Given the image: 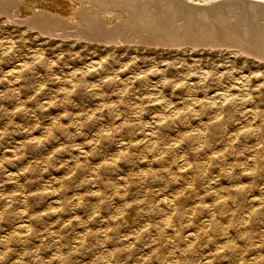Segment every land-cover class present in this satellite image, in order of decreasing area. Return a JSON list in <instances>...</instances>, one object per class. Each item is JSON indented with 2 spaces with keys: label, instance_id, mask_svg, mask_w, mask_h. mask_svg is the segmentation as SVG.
<instances>
[{
  "label": "clouds",
  "instance_id": "9594fccd",
  "mask_svg": "<svg viewBox=\"0 0 264 264\" xmlns=\"http://www.w3.org/2000/svg\"><path fill=\"white\" fill-rule=\"evenodd\" d=\"M43 3L0 19V264H264V54L215 43L206 11L199 35L158 38L146 4L143 35L93 38L84 10L111 30L136 0Z\"/></svg>",
  "mask_w": 264,
  "mask_h": 264
},
{
  "label": "bare ground",
  "instance_id": "6f19581e",
  "mask_svg": "<svg viewBox=\"0 0 264 264\" xmlns=\"http://www.w3.org/2000/svg\"><path fill=\"white\" fill-rule=\"evenodd\" d=\"M231 1H229L230 3H223L222 8L224 9L226 5L234 3L235 5H238V7H241L243 9V12L241 9V13H239L238 20L232 22L231 24L223 23L225 22V20L223 21L219 6V8L217 9L220 10L219 13L221 14V16H217L218 11L216 9V6L207 9H200L191 5H186L184 0H136V11H129V14L125 17V20L115 25L111 30L105 29L104 22L98 17V14L94 18L89 10H84V12L81 14V23H87L91 26V34L93 38H103L106 35H143L141 32V25L139 24L138 17L143 15L144 5L147 4L155 9V11L151 13L152 19L155 20L156 24L165 29L167 33V37H165L163 33H157L156 36L158 38H170L183 35L182 32L178 31L176 26V20L182 19L184 20L185 29H191L192 34L199 35L201 26L206 30L215 29V43L220 45H238L240 44V41H243L244 43L242 46L245 50L255 55L264 54V26L262 24H260V26H258V24L249 26L248 24L250 22H248V35L245 36L243 29L239 27V23L245 22L250 18L252 20V16L250 15L252 12L250 10L249 11L251 13L249 11H246L248 9H245L246 5L244 4V2H241L242 0L240 2ZM103 2L112 5L113 7L119 5L120 7L116 10L123 12L127 10L124 6L128 4L130 0H103ZM28 3L29 0H0V15L7 16L10 19H13L15 22L20 23L19 21L15 20V16L27 15ZM167 3H172L176 6L177 15L175 18H173L172 14L168 11L167 8L162 7V5ZM39 6H45L43 0H39ZM197 11H206L208 13L210 20L207 25L198 26L195 20V12ZM260 18L264 19V17ZM27 23L38 28L41 31L55 32L57 30H67L74 27L58 17H49L43 15L42 13H34L32 18ZM144 31L148 32L149 35H151V21L146 22V24L144 25ZM85 34L87 35L88 33ZM144 38L147 39V37Z\"/></svg>",
  "mask_w": 264,
  "mask_h": 264
},
{
  "label": "rangeland",
  "instance_id": "374dc122",
  "mask_svg": "<svg viewBox=\"0 0 264 264\" xmlns=\"http://www.w3.org/2000/svg\"><path fill=\"white\" fill-rule=\"evenodd\" d=\"M225 1H226V2H225ZM229 1H231V0H224V3H225V4H226L227 2L230 3ZM234 1H235V2H240L241 0H232L231 2H234ZM241 2H244V4L247 5V3L249 2V0H242ZM231 5H234L235 7H237V9H239V10L237 11V14H238L237 16L239 17V13H241V9H242V8H241V7H238V5H235L234 3H231ZM245 5H244V6H245ZM218 6H219L220 8H219ZM262 6H264V5H258V6H257V10H258V12L261 13V16H260V17H264V10H262V9H264V7H262ZM212 7H214V6H212ZM212 7H211V8H212ZM222 7H223V4H222V5H216V9L219 8V9L221 10V14H222L223 21H224V20H226V18H228L227 16H229V11L227 10V9H228V8H227V5L225 6L224 9H223ZM259 7H260V8H259ZM226 8H227V9H226ZM246 8H247V7H245V9H246ZM258 8H259V9H258ZM225 9H226L227 11H226ZM247 9H248V8H247ZM220 10L217 9V11H218L217 16H219V15L221 16V14L219 13ZM259 10H260V11H259ZM246 11L248 12L249 9L246 10ZM222 12H223L224 14H223ZM242 12H243V9H242ZM249 12H250V11H249ZM250 13H251V12H250ZM260 13H259V14H260ZM225 14H226V15H225ZM262 14H263V16H262ZM250 15L252 16V20H253V21H252L251 18H250L249 20H251V21H249V20L246 19L247 21H245V22H246L247 24H248V22H250V23L248 24L249 26H253V25H256V24H258V26H260L259 19L254 20V19H253V13H251ZM3 16H4V15H0V19H2ZM224 16H225V17H224ZM260 19H261V18H260ZM253 22H254V23H253ZM255 22H256V23H255ZM257 22H259V23H257ZM223 23H225V22H223ZM17 24H18V23L15 22V21L13 20V24L10 25L9 28H11V27H15ZM263 26H264V25H263Z\"/></svg>",
  "mask_w": 264,
  "mask_h": 264
}]
</instances>
